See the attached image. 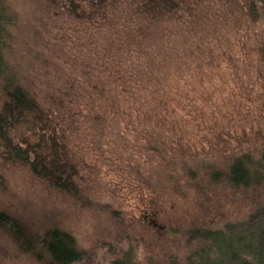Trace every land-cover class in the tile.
Segmentation results:
<instances>
[{"label": "rangeland", "instance_id": "374dc122", "mask_svg": "<svg viewBox=\"0 0 264 264\" xmlns=\"http://www.w3.org/2000/svg\"><path fill=\"white\" fill-rule=\"evenodd\" d=\"M7 2L16 17L13 62H21L44 107H60L54 113L68 133L85 202L75 205L0 159V210L38 231L69 232L81 253L74 264H168L170 259L188 264L200 256L203 262L206 254L205 262L224 264L238 260L243 247L254 250V241L239 230L264 207V101L247 96L242 84L254 79L249 65L255 63V30L261 27L251 30L250 23H242L220 42V56L239 60L238 91L230 81H220L222 71L215 72L204 89L217 92L222 86V95L202 104L188 100L202 93L201 86L196 80L178 85L177 73L170 81L159 73L152 92L133 83L132 78H145L143 58L135 48H124L121 24L85 29L53 16L46 0ZM257 16L264 24L262 8ZM179 87L185 93L181 100ZM252 88L257 92L259 86ZM181 142L184 149L169 152L171 143ZM247 155L250 168L243 167ZM232 160L239 161L243 180L262 178L258 187L233 189L226 168ZM205 231L213 232L215 248L196 236ZM0 264L36 263L0 231Z\"/></svg>", "mask_w": 264, "mask_h": 264}, {"label": "trees", "instance_id": "16d2710c", "mask_svg": "<svg viewBox=\"0 0 264 264\" xmlns=\"http://www.w3.org/2000/svg\"><path fill=\"white\" fill-rule=\"evenodd\" d=\"M46 3L53 16L73 19L85 29L101 30L121 24L124 48H135L143 58L140 64L144 71L140 74L145 78H132L133 83L139 82L140 87L152 92L160 84L159 73L164 74L166 81L174 80L177 73L178 85L196 80L195 84L201 86L202 93H192L188 100L202 104L222 95V86L217 92L204 89L205 84L217 76L215 72L222 71L220 81L223 84L230 81L237 90L239 60H234L231 54L227 58L220 56V42L227 34L237 31L242 23H250L251 30L259 25L261 28L255 30V49L252 50L257 56L255 63L249 65L254 69V79L242 86L247 96L252 93L263 97L260 99L264 101V24L257 16L261 8L264 12V0H46ZM15 19L11 5L7 0H0V159L27 170L43 186L75 205L83 203L77 187V167L69 155V136L54 113L60 107L57 103L44 107L29 77L25 76L21 62H13ZM224 72H227L226 81H223ZM252 86H259L258 91L253 92ZM181 87L177 88L179 91L176 89L177 100L185 98ZM246 95L243 98L250 102ZM228 96L232 98V91ZM249 102L246 103L249 105ZM252 105L256 109L257 105ZM95 119L100 122L99 117ZM170 147L169 152H173L175 148L184 149V144L171 143ZM248 156L242 157L243 167L250 168ZM232 162L226 168L230 170L228 180L233 189L258 187L262 178L257 182L243 180L239 176V161ZM186 169L191 174L189 168ZM240 229L254 241V250L242 246L247 249L240 253L239 259L225 260L224 264H264V207L250 214L246 226ZM0 231L8 236L19 253L36 264H74L81 258L74 237L57 227L38 231L0 210ZM196 236L209 239L216 247L213 232L205 231L203 235L199 232ZM206 256L203 262L200 256L188 264L214 262H205ZM168 264L178 262L170 259Z\"/></svg>", "mask_w": 264, "mask_h": 264}, {"label": "flooded vegetation", "instance_id": "af4514ba", "mask_svg": "<svg viewBox=\"0 0 264 264\" xmlns=\"http://www.w3.org/2000/svg\"><path fill=\"white\" fill-rule=\"evenodd\" d=\"M145 218H146V216H145Z\"/></svg>", "mask_w": 264, "mask_h": 264}]
</instances>
